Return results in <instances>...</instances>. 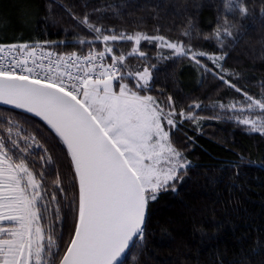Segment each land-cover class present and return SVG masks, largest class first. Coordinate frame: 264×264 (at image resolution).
I'll return each instance as SVG.
<instances>
[{
  "label": "snow or ice",
  "instance_id": "6c2138e0",
  "mask_svg": "<svg viewBox=\"0 0 264 264\" xmlns=\"http://www.w3.org/2000/svg\"><path fill=\"white\" fill-rule=\"evenodd\" d=\"M228 6L233 11L238 9L242 17L248 15L243 0H229ZM71 15L77 25L94 34L93 40L79 39V44L100 42L103 51L90 47L85 55L76 51L58 54L46 50L55 42H0V105L30 113L51 129L55 134L51 138L53 146L62 153L66 150L74 173L72 184L77 188L75 198L66 205L62 206L55 194L47 200L42 184L45 173L37 177L24 159L33 147L44 145L31 136L20 137L25 141L22 146L13 138L12 127L6 126L7 142L0 138V222L6 221L9 226H0V264H57V260L58 264H119L121 257L146 239L149 202L161 192H175L174 182L182 181L187 174L190 161L172 141V131L179 130L175 101L169 96L165 107L147 94L153 79L151 68L125 73L120 66L125 64L126 56L114 54L110 42H133L127 56L143 59L147 53L140 45L146 41L158 49L171 50L172 55L164 59L187 57L199 68L212 72L246 101L240 106L221 104L220 108L261 113L235 119L250 132L264 136V96L254 97L237 86L234 81L239 73L230 72L222 63L227 52L209 54L190 43L169 41L163 35H117L97 26L87 12L82 18ZM191 31L189 22L181 35L191 39ZM221 33L232 36L227 18L222 28L218 26L204 38H214L223 48ZM109 56L110 62L105 63ZM201 57L211 61L218 71H212ZM178 115L180 123L191 120L198 124L204 119L195 115L192 106ZM13 123L11 118L7 120V125ZM47 154L45 148L42 161ZM47 162L51 163V157ZM55 186L61 194L66 193L59 176ZM62 207L71 211L72 230L61 255L63 234L52 223L46 231L44 221L51 213L53 223L67 224L69 215L62 217Z\"/></svg>",
  "mask_w": 264,
  "mask_h": 264
},
{
  "label": "trees",
  "instance_id": "16d2710c",
  "mask_svg": "<svg viewBox=\"0 0 264 264\" xmlns=\"http://www.w3.org/2000/svg\"><path fill=\"white\" fill-rule=\"evenodd\" d=\"M228 3L229 0H0V42H55L46 50L58 54H83L90 47L101 50L100 42H78L91 41L94 34L77 25L71 14L82 18L87 12L97 26L117 35H163L169 41L190 43L194 49L209 54L227 52L222 63L230 72L239 73L234 81L237 86L249 95L262 97L264 0H243L248 8V15L243 17ZM225 18L232 36L221 33V48L214 38L204 37L212 35L218 26L222 28ZM189 22L191 39L181 35ZM110 46L114 54L126 56L122 65L125 73L151 68L153 79L147 94L165 107L168 97L173 98L179 130L172 131V141L190 161L183 180L174 182L176 191L161 192L149 202L146 239L132 248L120 264H264V136L250 132L235 119L262 114L222 110L221 104L244 105V96L187 57L164 59L172 55L171 50L158 49L146 41L140 45L147 53L143 59L127 56L133 42H110ZM200 59L212 71H218L211 61ZM197 103L198 109L194 107ZM190 106L195 115L204 119L198 124L191 120L180 123L178 113H187ZM9 118L14 121L12 125H7ZM6 126L12 127L13 138L22 146L25 141L20 137L31 136L44 145L33 147L24 159L37 177L45 173L42 184L46 199L55 194L62 206L72 201L77 193L71 180L74 173L66 150L62 153L53 146L54 134L39 120L0 106V138L7 142ZM45 148L48 154L42 161ZM57 176L61 187L67 189L65 194L55 186ZM65 213L69 215L67 224L53 223L51 213L44 221L46 231L52 223L63 234L61 255L72 230L71 211L62 207V217Z\"/></svg>",
  "mask_w": 264,
  "mask_h": 264
},
{
  "label": "water",
  "instance_id": "95a60500",
  "mask_svg": "<svg viewBox=\"0 0 264 264\" xmlns=\"http://www.w3.org/2000/svg\"><path fill=\"white\" fill-rule=\"evenodd\" d=\"M0 106H1V107H6V108H9V109H13V110H16V111L22 112V113H24V114H27V115H29V116H31V117H33V118L39 120L41 123L44 124V122L41 121L38 117H35L34 115H32V114H30V113H26V112H24L23 110L15 109V108H13V107H11V106H6V105H0ZM44 125H45V124H44ZM45 126L47 127V125H45ZM47 128H48V127H47ZM48 129H49V128H48ZM49 130L51 131V129H49ZM51 132H52V131H51ZM53 134H54V133H53ZM54 135H55V134H54ZM125 256H126V255H125ZM125 256L121 257V260H120L119 264L124 260Z\"/></svg>",
  "mask_w": 264,
  "mask_h": 264
},
{
  "label": "built area",
  "instance_id": "2783aa9c",
  "mask_svg": "<svg viewBox=\"0 0 264 264\" xmlns=\"http://www.w3.org/2000/svg\"><path fill=\"white\" fill-rule=\"evenodd\" d=\"M101 46H102V49L101 50H99V51H103V48H104V45H103V43H101ZM88 53V51H86L85 53H83V54H81V55H85V54H87ZM110 56L109 57H106L105 58V63H109L110 62ZM121 67V69L123 70V66L121 65L120 66ZM72 71H75V69H72Z\"/></svg>",
  "mask_w": 264,
  "mask_h": 264
},
{
  "label": "rangeland",
  "instance_id": "374dc122",
  "mask_svg": "<svg viewBox=\"0 0 264 264\" xmlns=\"http://www.w3.org/2000/svg\"><path fill=\"white\" fill-rule=\"evenodd\" d=\"M143 69H144V68H140L139 70L134 71L133 74L136 73V72H142ZM117 91H118V89H117ZM0 226H5V227H7V226H9V225H8V222L5 221V222H0Z\"/></svg>",
  "mask_w": 264,
  "mask_h": 264
}]
</instances>
